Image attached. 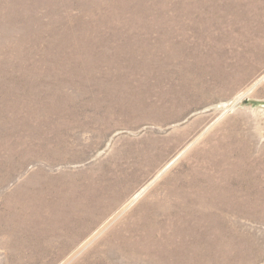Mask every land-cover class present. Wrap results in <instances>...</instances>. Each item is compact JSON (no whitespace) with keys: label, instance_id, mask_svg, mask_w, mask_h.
<instances>
[{"label":"rangeland","instance_id":"obj_1","mask_svg":"<svg viewBox=\"0 0 264 264\" xmlns=\"http://www.w3.org/2000/svg\"><path fill=\"white\" fill-rule=\"evenodd\" d=\"M0 264H264V0H0Z\"/></svg>","mask_w":264,"mask_h":264}]
</instances>
